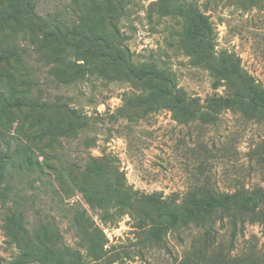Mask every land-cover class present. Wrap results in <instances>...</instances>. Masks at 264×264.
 <instances>
[{
	"label": "rangeland",
	"instance_id": "1",
	"mask_svg": "<svg viewBox=\"0 0 264 264\" xmlns=\"http://www.w3.org/2000/svg\"><path fill=\"white\" fill-rule=\"evenodd\" d=\"M227 61L264 88V0H0V264H264Z\"/></svg>",
	"mask_w": 264,
	"mask_h": 264
},
{
	"label": "trees",
	"instance_id": "2",
	"mask_svg": "<svg viewBox=\"0 0 264 264\" xmlns=\"http://www.w3.org/2000/svg\"><path fill=\"white\" fill-rule=\"evenodd\" d=\"M204 24H205L204 28L206 30V33L207 34L208 33L211 34L210 32H212V31H211L210 22L207 19H205L204 20ZM233 56H234V54H229L228 55V58H230V61H232L234 59ZM120 57H121L123 62L127 60L126 62L128 63L129 67L134 68L136 66L135 65V61L131 57H127V59L125 58V60L122 58V56H120ZM228 63H229V61L226 62L227 65H228ZM228 67L231 70V72H235V73H237L240 76H242V75L245 76L248 79V81L250 82V89L252 90V92L254 94V97L259 99V100H264V88L263 89H259L257 87V85L255 84V81H258V78L255 75L249 74V75L246 76V73L241 68H239L238 65H236V64L232 65V66L228 65ZM157 73H160V75L158 76L159 79H164L167 82L171 83L170 82L171 80L168 78V75L165 73V71L159 70V71H157ZM170 89H171L170 91L172 92L173 91L172 84L170 86ZM22 96L23 95H14V103L17 102ZM21 99H23V100H19L20 103L24 104L25 98H21Z\"/></svg>",
	"mask_w": 264,
	"mask_h": 264
}]
</instances>
